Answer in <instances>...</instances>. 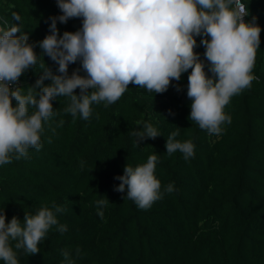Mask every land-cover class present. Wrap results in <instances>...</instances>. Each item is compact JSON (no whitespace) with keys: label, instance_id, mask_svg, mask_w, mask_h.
<instances>
[{"label":"trees","instance_id":"trees-1","mask_svg":"<svg viewBox=\"0 0 264 264\" xmlns=\"http://www.w3.org/2000/svg\"><path fill=\"white\" fill-rule=\"evenodd\" d=\"M245 3V20L255 18L261 27L252 70L256 78L225 106L231 123L224 122L219 134L190 119L191 69L164 93L129 84L114 104L93 103L87 120L64 111L67 97L53 99V116L43 121L41 148L0 165V212L6 213V222L16 216L23 223L26 213L35 215L47 206L67 231L51 226L36 254L16 250L13 241L19 264H66L65 250L75 264H264V0ZM61 14L58 0H0V27L17 24L36 45L38 63L16 85L24 94L47 68L58 74V65L39 42L50 34L51 18ZM82 23L83 18L57 21L59 34L78 31ZM202 39L196 37L195 51L211 77ZM76 69L86 75L79 60L69 65V75ZM50 83L44 80V85ZM144 123L159 135L138 143L132 133ZM177 129L175 139L195 146L187 160L179 150L166 152L167 137ZM153 154L161 198L141 209L126 198L127 189L116 191L121 183L116 177L127 164L135 168ZM169 184L171 193L165 191ZM101 200L107 203L98 205ZM0 264L6 262L0 259Z\"/></svg>","mask_w":264,"mask_h":264},{"label":"clouds","instance_id":"clouds-1","mask_svg":"<svg viewBox=\"0 0 264 264\" xmlns=\"http://www.w3.org/2000/svg\"><path fill=\"white\" fill-rule=\"evenodd\" d=\"M58 8L62 14L51 18L50 34L39 42L43 53L58 65V74L47 68L26 94L21 87L12 86L37 65L36 45L17 24L5 22L0 27V165L26 158L30 148H41L43 121L53 116L55 97H67L70 102L64 111L87 120L93 103L114 104L129 84L164 93L173 80L179 81L191 69L187 89L192 101L190 119L210 134H219L224 122L231 123L225 106L256 78L252 70L261 27L255 18L245 20V0H58ZM12 15L20 21L18 14ZM70 18H83L82 28L61 36L57 21L67 23ZM197 36H203L201 44L206 48L211 77L195 51ZM78 60L86 75H81L80 69L69 75V65ZM45 79L51 83L44 85ZM132 134L138 143L159 135L150 123ZM178 135L179 129L167 137L166 152L171 155L179 150L186 160L193 157V142L175 139ZM157 159L153 154L135 168L127 164L124 174L116 177L121 181L116 191L127 189L126 198L141 209L161 198V183L154 175ZM165 191H174L173 185ZM97 203L105 205L107 201ZM98 215L103 219V211ZM53 225L61 233L67 231L47 206L35 215L26 213L23 223L16 216L6 222V213L0 212V259L19 264L14 248L38 253L39 243ZM63 255L66 264H75L69 251Z\"/></svg>","mask_w":264,"mask_h":264},{"label":"built area","instance_id":"built-area-1","mask_svg":"<svg viewBox=\"0 0 264 264\" xmlns=\"http://www.w3.org/2000/svg\"><path fill=\"white\" fill-rule=\"evenodd\" d=\"M16 85H17V84H14L12 87H13V88H16Z\"/></svg>","mask_w":264,"mask_h":264}]
</instances>
